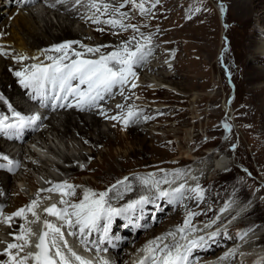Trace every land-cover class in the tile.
Here are the masks:
<instances>
[{
  "label": "rangeland",
  "instance_id": "rangeland-1",
  "mask_svg": "<svg viewBox=\"0 0 264 264\" xmlns=\"http://www.w3.org/2000/svg\"><path fill=\"white\" fill-rule=\"evenodd\" d=\"M52 1L53 3H57L55 2L56 0ZM113 1L115 2L113 3ZM69 2L75 4V0H69ZM119 2L124 3L126 7H123L124 9L120 8L121 12L127 13L125 23H133V25L139 27V31L141 30V32L137 34H144L143 31L147 28H151V31L154 32L155 39H153V41L155 43H150L148 47L151 48L154 56H163L165 60H168L170 58L169 55H172L173 63L179 68V74H181V76L178 77L175 82L166 78L165 82L160 86L161 90L156 94L152 89L154 86L146 85L142 93L139 94L141 97L136 96V94L138 87L142 88L144 85L135 83L136 87L128 89L129 92H127L125 98L121 99L122 101L117 98L113 106H111L113 107V111L111 110L108 114L111 115L113 112L117 113L119 110L120 112L117 114H121L122 116L124 115V109L127 111L129 107L137 108L139 104H146L147 106H145L148 108L147 111L151 113V115L153 113L160 114L154 118L152 123H149L150 125H142L146 132L150 133L155 130L163 133L167 131H180L173 133L171 143L165 144L161 148L154 145V138L150 139V141H148V139L142 141L139 138L138 140L132 132H128L127 130L131 128V122L125 127L123 122H121L122 120H113L109 117H104L105 114L102 115L104 117L102 130L108 132L113 139L116 138L115 133L119 137V141L116 142L115 145L113 144L111 150L113 151V162L116 170L122 172L120 176L112 179L105 185L103 180L106 176H109V172L107 171L103 173V176H97L93 171H79L77 176H75L76 178H65L60 171L61 169L66 170L69 168L64 157L66 158L67 156V158L69 157L73 161H79V155L83 154V152L91 155L93 150L89 146H84L79 141L75 142L67 138L63 139L59 133L65 132V130L61 127L56 131H52V133H50V131L47 132L45 135L47 137L46 143L42 142L41 135L37 134L33 136L31 140L27 139L26 144L17 146L19 148L18 150L9 151L10 156H17L15 158H19L17 161L21 162L18 164V170L13 173L1 171L3 174L11 176L10 195L8 203L4 206L5 212L9 211L8 207L17 212L19 208H17L16 203L19 196H23L28 201L31 200L37 192L39 193L41 188L45 189L47 185L46 179L48 178H53L55 181L68 180L67 182L69 184H75L74 186L79 187L83 192L86 189L94 190L96 193L108 191L109 195L115 189L118 190L121 187V185H119L120 183L117 181H125V178H127L128 181L129 179L138 180L141 177H149L151 174L148 170L149 165L156 164V161L160 162L163 159L165 161L168 159L171 165L175 164L171 169L165 166H162L161 169L159 168V170L163 172L168 170L173 175L176 173H184L183 169L185 166L180 163L172 162V160L183 156L179 149L183 147L184 142H186L190 144L189 148L191 152H195L197 155L194 159L199 160L202 157L204 158L203 155H205V153L216 151L214 158L219 156V154H225L230 157V161H233V165H230V168L228 167L226 174H214L213 176L210 175V177H206L204 182L207 183L199 187L202 195L199 192H194L192 196L190 195V198L187 197V201L191 199L193 202L195 201L194 199H196L200 203L193 210V213L197 216L190 220L189 228H195L205 222H214L221 214V211L215 208L217 205L223 206L225 209L227 206L229 207L240 201L243 205H246L245 210L250 213L248 217L243 220L244 226L239 229L235 228L234 231L225 236L224 240L219 239L220 237L217 236L214 240L215 242L212 243L213 247H216V244L222 245L224 241L230 243L235 235L246 228L263 229L264 138H261L258 133L253 131L251 126H248L250 120L246 114V108L244 106L245 97L243 93L245 89L251 90L264 87V60L257 62L256 60L258 58L256 59V55L254 54L264 39V0H158V2L157 0H143L145 8L149 10L146 14H141L138 9L131 3H127L126 0L110 1V3L117 6L120 4ZM137 2H140V0H137ZM240 2L253 7L255 6L249 18L240 17L238 15L239 8L237 7ZM82 5L83 4L79 6L69 5L68 8L69 11H73L74 9L73 12L79 13L77 15L78 17L70 22L71 31L77 36L87 35V37L91 39L90 41H85V45L90 46L93 42V45L96 46L98 41H100L94 32V27L102 29L109 27L111 30H116V37L113 39H115L117 43H123L124 39H128L129 41L131 37L136 34L130 31L131 29L128 30L129 32L121 31L120 29H112L110 26L103 23H93L91 19H88V16L91 15L90 11L81 7ZM8 9L12 11L14 8L9 7ZM8 9L0 7V28L3 22H6V19H9V23L13 22L11 21L12 16H9ZM55 14H61L64 18L67 17L65 12L59 13L53 10V8H44L42 11L34 13L36 16L33 15V17H35L34 22H39L42 28L46 26V23H49V26H51L52 23L56 25L57 19ZM260 18L263 19L260 20ZM223 32L225 35H223ZM53 34L61 37L64 36L62 32L55 30L52 35ZM1 37L0 35V39ZM30 42L32 43V40H30ZM132 43H136V41ZM2 45L0 43V49L7 48L8 51H4L5 54H0V58L2 55L5 60H8L7 55H13L9 50L13 51L14 49L9 44L2 43ZM211 45L214 47L212 48L213 53L211 51L212 49H210L212 47ZM191 53L194 54L195 57L200 58L198 60V62L201 60L199 62L200 64L198 63L195 65V61L193 66L190 67ZM17 62L18 60H16V63ZM204 64L206 65L204 66ZM202 67H206L205 80H202L203 78L201 79L200 73L196 72L197 69H201ZM190 69L196 70V73H192L197 77L193 82L196 85L193 83L191 84V82L188 81L189 78L182 77V74ZM137 71L140 70L137 69ZM165 71H167V69ZM168 71L170 73H175L173 70ZM17 79L19 78L17 77ZM130 83L124 85V88H129ZM116 90L117 88L115 91ZM27 92L28 90L25 91V94ZM116 92H118L116 93L117 95L121 93L119 88ZM194 98L202 100L201 104L198 106L194 105ZM212 98H216V101L211 102ZM146 100L148 102H145ZM155 100H157L156 104L154 103ZM121 102L123 104H121ZM22 105L28 108L26 101L23 102ZM117 105H122L123 107H117ZM157 108L160 110L157 111ZM153 109H155V111ZM162 111L164 112L162 113ZM117 114L114 116H118ZM118 117H120V115ZM225 124L228 125L227 128ZM160 125H164V128ZM110 129H112V133L109 132ZM46 131H48V128ZM93 137L94 140H96L97 137L95 135ZM167 138L165 134H161L160 136V139L165 142ZM29 143L31 148L27 147ZM25 147H27V149L24 151ZM170 147H174V152L168 151ZM108 151V146H102L100 148L99 154H97L93 160L96 166H102L103 161L101 160L100 154H106ZM125 154L128 155L127 160L124 159V157L126 158ZM108 158L112 159L110 155ZM59 166L62 168L59 169ZM3 174L2 177H4ZM123 176L124 178L119 180V178ZM90 181H94L95 187H91ZM113 185L117 187L113 188ZM110 189L111 191H109ZM160 189L167 190L163 187H160ZM145 196L148 197L149 201L147 202L151 201L152 204L154 197H158L159 195L156 190H154L152 194H146ZM118 197H120V195H117L115 198L118 203L112 206H126V202L123 201V199L121 201V198ZM140 197L138 196V199L135 200H139ZM183 199L185 200L186 197L175 199L177 203L175 205L167 204L168 207L166 211H170L173 206L174 209L177 208L176 205L180 206L178 207L180 211L176 216L177 219H175L176 214H173L172 217L165 221V224H159L155 227L157 232L154 234L160 235L162 229L168 226L176 228L181 227V225L185 223L189 216L185 213V210L181 208V205L184 204ZM73 200L74 198H71V201ZM132 201L133 200L129 199L127 203ZM169 202L171 203V201ZM6 216H9L8 212ZM44 217V213H41L40 219L43 220ZM164 217L165 214H162L161 218L163 219ZM12 228V221L11 227L4 223L0 226V241L5 242L13 237V235L9 234ZM153 235L149 236V239ZM146 237L147 236H142L141 241ZM3 245L4 243H0V249H4ZM261 245L264 248V241ZM224 249L222 246L216 247L215 251L211 252L209 255L203 253V251L199 252L201 253L200 255H198V250L195 252L198 256H204L203 260L206 258L205 262L208 261L211 262V264H218L214 259H216L218 253ZM237 259L240 261L243 260V257H237ZM235 262L236 259H231L227 264H235ZM250 262L252 263L246 262L245 264H259V261L254 260L253 257Z\"/></svg>",
  "mask_w": 264,
  "mask_h": 264
},
{
  "label": "bare ground",
  "instance_id": "bare-ground-1",
  "mask_svg": "<svg viewBox=\"0 0 264 264\" xmlns=\"http://www.w3.org/2000/svg\"><path fill=\"white\" fill-rule=\"evenodd\" d=\"M110 1H112V0H108V2H110ZM114 2L115 1H113V3ZM51 3L54 4L53 2H51ZM86 4H87V0H85V2L83 3V5L81 7L88 9L86 7ZM69 5L72 6L75 4L73 2H69V0H68V3H66V4L57 3L55 5V7H52L53 10H55L56 12L57 11L59 13L65 12L66 13L65 15H67V17H65L66 18L65 19L64 17H62L61 14H59V15L55 14V17L57 19L56 25L52 23V25L49 26V23H46V26H44L43 28L40 27L39 22H34V18L36 16L34 15L33 11H28V12L21 11V13H19L17 16L14 17V20L12 23H9V19H6V22H3V24L0 28V35L2 36L0 39V43L1 44L6 43L7 45L8 44L11 45L12 48L14 49L13 50L14 52L12 50H9L13 55L8 54L7 55L8 60H5L3 58L4 56H2V55L0 58V96H2L4 98V100H0V116L2 115L3 112H8V113L11 112L8 108L9 104L11 105L12 110L24 111L27 109L26 106L22 105V103L27 100V98L25 97L26 94H25V91L22 89V86L19 85L20 84L19 83L20 78L18 77L19 79H17L15 72L27 70L25 72V74H27V72H30L33 70L31 68V66L33 64L45 65V64L52 62V61L48 60L46 58V55H43L42 53L45 50L53 48V46H55V45L65 43V42H69V41H79L80 43H83L85 45V41L91 40L87 37V35L77 36L71 31L70 22L74 21V19L78 17L77 15L79 13L73 12L74 9H73V11H69V8H68ZM2 6H3V4H1V0H0V7H2ZM8 7H6V8H8ZM254 7L240 2L238 4V7H237V8H239L238 9V15L240 17L249 18V16L252 13V9ZM13 8L14 9L12 11H11V9L8 11L10 17L13 16L17 11L16 7H13ZM33 15L35 17H33ZM101 19L102 20L106 19V16H102ZM261 19H263V18H260V20ZM131 20H132V18H131ZM127 21H128V19H127ZM129 21H130V19H129ZM97 29H100V28L94 27V32H95L96 36L100 39V41H98V44L96 46H101V45L104 46L101 48V51L103 53L106 54V53H109L113 50H116L122 44V43H117L116 40L113 39L114 37H116V35H115L116 30H111V29H109V27L104 29L103 31H98ZM54 30L62 32L64 34V36L61 37V36H56L55 34L52 35ZM130 31H132V30H130ZM139 32H141V30ZM143 33H144L143 36H145V37L150 36L151 37V40H152L151 43H155L153 41V39H155L154 32L151 31V28L150 29L147 28L145 31H143ZM223 35H225L224 32H223ZM128 36H130V35H128ZM133 36H136L137 40H139L141 43H144L140 34L136 33ZM26 37H28V38H26ZM30 40H32V43L30 42ZM123 41L126 42V41H128V39H124ZM134 44L135 43H132L129 46L133 47ZM208 45H210V44H208ZM90 46L95 47L93 45V42L90 44ZM148 46L149 45H147L145 47V51H147ZM201 46H202V44H201ZM204 46H205V44H204ZM211 46L212 47L210 49L214 48L213 45H211ZM73 48L80 50V51H83V49H79L78 44H73ZM192 48H193V46H192ZM210 49H209V51H210ZM4 51L7 52L8 49L7 48L0 49V52L4 53ZM211 51L213 53V49ZM254 54L256 55V59L258 58L256 60L257 62L264 60V39L260 43L259 47L256 49V52ZM47 55L56 56L59 54L55 53V52H48ZM23 56H27L28 59H20ZM34 57H39V59H33ZM169 57L170 58L168 60H165V58L163 59V56H158V55L154 56L153 51L151 50V55L147 56L145 61L134 66V71H136L135 73H137V77L139 76V80L137 81V83L144 85L142 88H138L136 96H139V94L142 93V90L145 89L146 85L154 86L152 89H153L154 93L156 94L161 90L160 86L162 85L163 82H165L166 78H168V80H171L172 82H175L176 79H178V77L181 76V74H179V68L176 67L175 63H173V56L169 55ZM15 59L18 60L17 63H16ZM190 59H191V66L190 67L193 66L195 61H196L195 65H197L201 61L200 60L198 62V60L200 58L195 57V55L192 53L190 54ZM194 59H196V60H194ZM209 60H210V57H209ZM205 65L206 64H204V66ZM206 67H202L201 69H197V71L191 70L192 69L191 68L189 71L182 74V77L189 78L188 81H190L192 84L197 78L192 73L196 71V72L200 73L201 79L203 78L202 80H205V77H206L205 76L206 75L205 69H206ZM137 69L140 71H137ZM164 69L165 70L167 69V71H165ZM168 70H173L176 74L170 73ZM197 82H198V80H197ZM193 84H195V83H193ZM201 85H198V86H201ZM202 87H203V85H202ZM198 88H200V87H198ZM162 89H163V87H162ZM117 90H118V88H117ZM245 90L243 93L244 97H245L244 106L246 108L245 110H246L247 117L250 120L248 126H251L253 131L258 133L261 136V138H264V131H263V127H264V108H263L264 107L263 106L264 105V87L258 88V89H251V90L247 89L246 91ZM116 93H118V92H116ZM126 94H127V92L122 94L120 96V98H118V99L121 100V99L125 98ZM139 97H141V96H139ZM132 98H133V96H132ZM5 100L7 101V103L4 102ZM140 100H141V98H140ZM201 101L202 100H199L198 98H194L193 104L198 106L201 104ZM215 101H216V98L211 99V102H215ZM145 102H148V101L146 100ZM154 103L156 104L157 100H155ZM121 104H123V103L121 102ZM145 105L146 104H139L137 106V108L135 107V109L139 113V115L134 118V121L131 122L132 123L130 126L131 128H129V130H127V131L132 132L137 139L139 138L142 141H145L146 139H148V141H150V139L154 138L155 139L154 145L162 148L163 145L171 143L172 134L177 133L180 130L171 131V132L167 131L166 133H163L161 131H156V130L153 132H150V133L146 132L145 129L143 128L144 126L142 127V125L152 123L154 121V118L160 114H154L153 113L152 114L153 116H152L151 113H149L147 111L148 110V108L146 107L147 105L146 106ZM112 108H110L107 105H103L100 108L93 111L92 113H90L91 114V115L89 114L90 116H88L86 114H81L78 112L67 113V114H65V116L63 118L56 117V119L49 121L48 122V131L42 130L40 132V135H41L40 137H42L41 141L46 143L47 137L45 135L47 134V132L50 131V133H52V131H56L59 127L64 128L65 132H61L62 131V129H61V131H60L61 133H59L63 137V139L67 138V139H70L71 141H75V142L79 141L84 146H89L93 150V153L91 155H89L87 153L85 154L84 152H83V154H80L79 158H78L79 161H76V160L73 161L71 158H69V157L67 158V156H66V158L64 157V159H66V162L69 165V168L66 170L61 169L60 171L63 173L65 178L75 177V176H77L79 171H84V172L85 171H93L97 176H103V173L105 171H107V172H109V176H106V178L103 180L104 185H105L106 183L110 182L112 179H115L116 177L121 175L122 172L116 170V167H115L114 162H113V151L111 150V147L113 146V144L115 145V143L119 141V137L115 133L116 138L113 139L109 135L108 132L102 130L103 129L102 123L104 122L103 121L104 117L111 118L114 115H116L118 112H120L118 110L117 113L113 112V114H111V115L108 114L112 110ZM170 108H172V107H170ZM153 110L155 111V109H153ZM156 110L158 111L160 109L157 108ZM123 112L125 114L127 111H125V109H124ZM163 112L164 111H162V113ZM104 114H105V116L103 117L102 115H104ZM119 115H120V117L123 116V115L121 116V114H119ZM145 117H147V119H145ZM160 126L162 128H164V125H160ZM112 129H110L109 132L112 133ZM161 134H165V136L168 137L166 142L162 141L160 139ZM94 135L97 137L96 140H94V137H93ZM43 139H44V141H43ZM47 144H49V143H47ZM142 144H144V143H142ZM67 145H69V144H67ZM102 146H108L109 151L106 154H100L101 160L103 161V164H102V166H96V164H95V162H93V160L95 159L96 155L99 154L100 148ZM189 147H190V144H187L186 142H184V146L180 147V149H179L180 153L183 156H180L177 159L172 160V162L180 163L181 165L185 166L183 169L184 170L183 176L182 175L181 176L173 175L168 170L166 172L159 170V168L161 169L162 166H165L169 169L173 168V166L175 164L171 165L168 162V159H166V161L164 159H163L164 161L163 160L160 162L156 161L157 162L156 164L149 165L148 170H149V173L154 174L155 180L163 181L164 179H167L170 181V183H161L159 187H163L164 189L166 188L167 190H170V189L178 187L180 184L185 185L183 197L185 196L186 199L185 200L183 199L184 204H182V205L180 204V205L182 206L181 207L182 210L184 209L185 213H187L188 216L190 213L192 214L191 215V220H192L193 218H196V216H197L193 213V210L200 203L196 199H194L195 201H193V202L191 201V199H189L187 201V197L190 198V195L192 196V194L194 193V192L190 191V189L196 188L197 186L200 187V186L206 184L207 182L205 183L204 181H205L206 177H208V176L210 177V175L213 176L214 174H216V175L217 174H222V175L226 174V172L228 171V167L230 165H233V161L232 160L230 161L229 160L230 157L228 155H225V154H221V155L219 154V156L214 158L216 151L207 152V153H205V155L202 154L204 156V158L202 157L199 160H197V159H194L195 156H197V155L195 154V152H191ZM168 151L174 152V147H170ZM4 155H7V153H6L4 146L0 142V157H2ZM109 155L112 157V159L108 158ZM202 155H199V156H202ZM125 156H126V158L124 157V159L127 160L128 155L125 154ZM15 157H17V156H15ZM15 157H11V159L14 162L17 161V159L19 160V158H15ZM0 160H3V159H0ZM18 162H21V161H18ZM60 168H62V167L59 166V169ZM2 174L3 173L0 171V207L5 209L4 206L8 203V198L10 195L9 191L11 188V176L3 174L4 177H2ZM7 174H9V173H7ZM124 176L120 177L119 180L124 178ZM147 177H141L138 180L137 179H129L128 181L126 180L127 181L126 183L119 184V185H121V187L120 188L118 187L119 188L118 190L115 189L113 192H111V194L108 195L107 199H108L109 203L111 205L118 203L116 201L117 199H115L117 197V195H120V197H118V198H121V201L123 199V201H125L126 204H129V203H131V202L127 203V201L129 199L134 201L135 199H138L137 198L138 196L140 197V196H145L146 194H152L154 192V190H156V189L153 188L151 186V184L146 186L142 182V178H147ZM46 181H47V185L45 186V189L41 188L39 193L37 192V194L35 196H33L31 198V200L28 201L27 199H25L23 196L20 195L19 199L16 203L17 208H19V209L26 208L27 206H29L32 203L33 200H38L39 201V207L35 210L38 212L39 215H41V213H44V215H45L44 219H45L46 213L43 211V209L46 208L47 206H49L50 204L59 205V200L61 199L59 194L54 193V192H49V191H47V189L53 187L55 184H61V183L65 182V181H55L53 178H48V179H46ZM172 181H174V182H172ZM193 181H194V183H193ZM117 182H120V181H117ZM82 183H84V182H82ZM77 185H79V184H77ZM90 185H91V187H95L94 181L93 182L90 181ZM86 190H88V189H86ZM83 194H84V192L81 191V189L79 187H76L75 188V195L71 196V197H67V199H69L70 202L78 203L83 198ZM71 198H74V200L71 201ZM167 199L171 200L172 204H174V205L177 204L176 200H175L177 198H169L168 197ZM45 202H47V203H45ZM59 206H62V205H59ZM166 206H167V204H166ZM245 206L246 205H243L240 201L230 205L229 207L227 206V208H225V209L223 208V206L217 205L215 208H217L218 210L221 211L220 216H222L224 214V212H227V211L230 212V214H228L227 216L222 217L220 220H217L214 222L201 223L200 225L196 226L195 228H189V225L186 226L185 223H183L181 225V227L185 228V232H183V233L177 231V229H179L181 227L175 228V227L168 226L165 229H162L160 235L154 234L151 237V239L158 237V236L159 237H167V239L165 241L169 245H173L176 243L188 244L190 241L195 240L198 243L196 246H193L191 248V251L198 250L197 251L198 253L200 251H203V253H205L207 255H209L211 252L215 251L216 247L222 246L223 249L224 248L225 249L220 251L218 253L216 259H214V260H216V262L218 264H227V262L230 261L231 259H236L235 264L237 262H238L237 264H245V262L251 261L252 257L254 258V260H258L259 264H264V248L261 245L262 242L264 241V231H263L264 228L259 229V230L254 229V228H246V229L242 230L240 233H238L237 235H235L233 237V239H231L230 243H226L224 241V243L222 245L216 244V247H213V245H212V243L215 242L214 240L217 236L220 237L219 239L224 240L225 236L228 233H231L232 231H234L235 228L239 229V228L244 226L243 220L246 219L248 217V215L250 214L249 212H247L245 210V208H246ZM178 207H180V206L178 205L176 210H175L176 212H174V214H176L175 219H177L176 216L178 215V212L180 211V209L178 210ZM8 209H9V211H7V212L9 215H12L13 213H15L14 209H11L9 207H8ZM172 210H174V206L171 209V211ZM27 216H28L29 221H31L33 219V217L31 216V213H27ZM158 216L161 218L162 213L159 214ZM12 222H13V228L10 230V232L9 231H7V232H9V234L13 235V237H14V234H18L21 226L31 227L33 229V231L38 232L37 228H38L39 223L29 224L25 220H23L19 217H14ZM170 232L175 233V236L174 237L168 236V233H170ZM183 236H187V240L182 239ZM13 237H11L9 240H6L5 242H7V243L14 242ZM201 238H203V239L201 240ZM34 240H35V238H33V241ZM210 243H211L212 247L210 246ZM5 247H6V243H4V245H3L4 249H5ZM4 249H0V251H4ZM27 251H31V248L27 249ZM122 254H124V256H123L124 258L131 256V255H128L127 253H124L123 251H121V255L119 257H122ZM200 254L201 253H199L198 255H200ZM237 257H243L244 259L247 258V260L243 259V260L239 261L237 259ZM6 260H7L6 256L0 255V261H6ZM205 260H206V258H205ZM205 260L201 261L200 264H211V262H208V261L205 262Z\"/></svg>",
  "mask_w": 264,
  "mask_h": 264
},
{
  "label": "snow or ice",
  "instance_id": "snow-or-ice-1",
  "mask_svg": "<svg viewBox=\"0 0 264 264\" xmlns=\"http://www.w3.org/2000/svg\"><path fill=\"white\" fill-rule=\"evenodd\" d=\"M56 2L66 4L68 0H56ZM84 2L85 0H75V5L79 6ZM126 2L131 3L141 14H146L149 11L145 8L143 0H140V2H137V0H126ZM124 6V3H120L117 6L108 2V0H87L86 7L91 12L88 19H91L93 23H103L121 31L131 29L134 33H139V27L125 23L127 13L120 11V8ZM49 7H55V5L52 4ZM102 16H107V19L102 20ZM97 30L103 31L104 29L100 28ZM140 36L144 43H141L136 36H133L129 41L122 43L116 50L106 54L101 51V48L104 47L102 45L91 47L79 41L61 43L42 53L46 55L48 60L52 61L51 65L33 64L31 66L32 71L27 72V74H25L27 70L17 71L15 75L20 78L19 82L24 88H31L40 95L46 92V85L50 84L53 92L56 93L52 98L57 101L64 100L67 102L68 97H73L75 106L81 110L97 107L98 102L103 100L106 94H110L113 88L119 86L121 94H123L124 85L130 83V78L133 81L136 78V73L133 70L134 66L145 61L147 56L151 55L150 47L145 51V47L151 43V37H145L142 33ZM133 41H136V43L133 47H130L129 45ZM73 44H78L79 49H83V51L74 49ZM48 52H55L59 55H47ZM0 54L4 53L0 52ZM20 59H28V57L23 56ZM33 59H39V57H34ZM80 86H86V90H82ZM132 87H136L135 83H132ZM0 100H4V98L0 96ZM4 102L7 103L6 100ZM69 106L72 105L69 104ZM117 107L123 106L117 105ZM8 108L12 111V115L18 123H6L9 118L0 116V133H4L6 129L22 127L25 124H34L40 119L38 114L24 117L12 110L10 104ZM138 115L139 113L134 107H129L122 117L113 116L111 119L122 120L125 127H127ZM225 127L227 128L228 125L225 124ZM0 159L8 161L11 166L9 171L13 167L18 166L9 160L7 156H2ZM174 175L181 176L183 173ZM126 180L127 178H125V181L118 183L123 184ZM142 182L146 186L151 184L160 197L182 198L184 195V184H180L170 190H161L160 184L170 183V181L167 179L163 181L155 180L154 174H150L147 178H142ZM116 187V185H113V188ZM75 188L76 186L65 181L47 189L49 192L60 195L59 205H62V207L52 204L50 207L44 208L43 211L47 216L55 217L60 223H53L48 219L41 221L40 215L35 210L39 207L38 200H33L29 206L21 208L9 216H4L2 210H0V223L7 224L9 227H11V221L14 217H19L29 224H42L40 232L33 231L31 227L21 226L18 234H14V242L0 241V243H6L5 249L0 252V255L7 257V260L0 261V264H30V262L32 264H92V261L79 255L68 245V241L65 238V228L76 229V231H69L68 235L75 236L78 231L84 237L90 235L92 231L98 230L101 221H106L107 225H110L114 217L148 201L147 196H141L139 200L132 201L124 208H116L107 199L108 191L96 193L88 189L84 191L83 198L78 203H70L67 197L75 195ZM190 191L199 192L202 195L198 186L190 189ZM27 213H31L33 217L31 221L28 220ZM191 215L190 213L185 221L186 226L190 225ZM103 231L107 235L108 227L105 226ZM177 231L183 233L185 228L181 227ZM168 236L174 237L175 233L170 232ZM33 238L36 241L34 244L32 242ZM166 239L167 237H159L150 241L142 249L146 256L139 264H145V261H149L150 264H186L191 248L198 243L193 240L188 244H164L161 247L160 245ZM182 239L187 240V236H183ZM81 244H85L83 239ZM33 247L36 249L35 252L27 251V249ZM85 250L89 251L91 249L85 244ZM96 251L98 252L99 248H96ZM103 264H108V262L103 261Z\"/></svg>",
  "mask_w": 264,
  "mask_h": 264
}]
</instances>
